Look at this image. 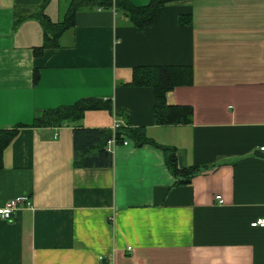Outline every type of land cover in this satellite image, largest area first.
<instances>
[{"label":"crops","instance_id":"crops-1","mask_svg":"<svg viewBox=\"0 0 264 264\" xmlns=\"http://www.w3.org/2000/svg\"><path fill=\"white\" fill-rule=\"evenodd\" d=\"M67 3L0 0V131L17 128L0 154V206L21 205L0 219V264H264V227L249 226L264 218V0L168 1L141 29L116 5L81 8L35 54V16L61 22ZM136 66L190 68L164 94L190 107L187 123H154L152 88L129 85ZM80 100L106 107L38 125ZM124 123L151 142L116 139ZM76 128L108 131L110 166H76ZM157 145L197 167L188 183Z\"/></svg>","mask_w":264,"mask_h":264},{"label":"trees","instance_id":"trees-1","mask_svg":"<svg viewBox=\"0 0 264 264\" xmlns=\"http://www.w3.org/2000/svg\"><path fill=\"white\" fill-rule=\"evenodd\" d=\"M65 13L61 22L50 23L42 13L35 17L40 21L43 30L45 31V40L43 45L34 50L38 54L43 47L53 46V40L59 35V29L53 32V37H48L47 30L51 25L56 24L60 28L64 25L69 26L72 23L73 13L81 8L93 7H108L111 4L124 8L126 16L130 23L137 29L143 28L149 24L151 17L157 6L164 2L173 0H150L148 4L141 7H128L124 4L123 0H67ZM17 21V18L16 20ZM53 39V40H52ZM191 80L190 68L188 66H136L132 68L131 79L129 85L131 86H148L153 90V95L158 101V104L153 107V120L156 124L168 123H187L190 119L191 109L187 105H168L165 103L164 94L176 85L188 84ZM106 105L96 103L89 100L86 105L83 101H78L73 106L63 109H56L44 113L37 118V123L40 126L61 124L66 120H73L79 118L83 109L86 108H103ZM71 116V117H70ZM73 116V117H72ZM76 116V117H75ZM126 120V117H123ZM128 122V121H125ZM16 129H8L0 131V154L2 149L16 134ZM122 133L131 138L136 145L151 142L144 136V128L136 127L130 128L127 124L120 125L115 131V137ZM109 133L102 129H83L76 128L73 131V156L76 166L83 167H108L111 165V154L102 146L103 139H106ZM98 142L100 146L96 147L94 152L85 154L84 151L94 143ZM159 146L166 166L170 169L172 174L176 177L175 184L188 183V177L192 174L197 167L188 166L177 168L175 160V150L165 145ZM85 154V155H82Z\"/></svg>","mask_w":264,"mask_h":264},{"label":"built area","instance_id":"built-area-1","mask_svg":"<svg viewBox=\"0 0 264 264\" xmlns=\"http://www.w3.org/2000/svg\"><path fill=\"white\" fill-rule=\"evenodd\" d=\"M262 58L264 59V49L262 50ZM115 118V117H114ZM113 126L116 127L119 125V120L115 119L113 121ZM121 143L126 144V139H124L123 135H121ZM109 147L115 145V140L113 137L109 138L107 141ZM216 198H219L218 196H216ZM19 201L16 198H12L7 200L4 205L0 206V219L3 220H9L11 217L12 212L17 209L18 207H20L21 205H19ZM26 207H29V203L28 202H24L23 204ZM249 226L251 227H264V218H256L252 221L249 222Z\"/></svg>","mask_w":264,"mask_h":264},{"label":"water","instance_id":"water-1","mask_svg":"<svg viewBox=\"0 0 264 264\" xmlns=\"http://www.w3.org/2000/svg\"><path fill=\"white\" fill-rule=\"evenodd\" d=\"M176 166L177 168H182V157L180 155H176Z\"/></svg>","mask_w":264,"mask_h":264}]
</instances>
